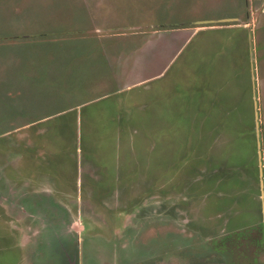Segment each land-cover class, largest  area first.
<instances>
[{"label": "rangeland", "instance_id": "obj_1", "mask_svg": "<svg viewBox=\"0 0 264 264\" xmlns=\"http://www.w3.org/2000/svg\"><path fill=\"white\" fill-rule=\"evenodd\" d=\"M186 28L156 76L150 46L121 71L134 38ZM103 35L129 43L116 68L86 42ZM262 136L264 0H0V264H77L142 197L194 204L197 228L226 230L225 263L264 264Z\"/></svg>", "mask_w": 264, "mask_h": 264}, {"label": "flooded vegetation", "instance_id": "obj_2", "mask_svg": "<svg viewBox=\"0 0 264 264\" xmlns=\"http://www.w3.org/2000/svg\"><path fill=\"white\" fill-rule=\"evenodd\" d=\"M140 199L142 202L133 203L136 207L131 205L122 212L113 241L100 240V233L78 241L77 264H227L226 230L217 236L197 228L191 214L198 209L194 204L187 207L172 202V198L151 204ZM179 200L194 202L191 197ZM148 203L149 207L154 205V213L145 206ZM88 213L98 216L92 207Z\"/></svg>", "mask_w": 264, "mask_h": 264}, {"label": "crops", "instance_id": "obj_3", "mask_svg": "<svg viewBox=\"0 0 264 264\" xmlns=\"http://www.w3.org/2000/svg\"><path fill=\"white\" fill-rule=\"evenodd\" d=\"M226 8L223 10L224 13H227ZM144 17L143 19H149L151 20L150 17H148L146 15V11L143 12ZM141 20V18H140ZM227 21L226 19H219L218 22L219 23H223ZM233 21V20H232ZM215 21H207L206 23H213ZM159 25V23H158ZM165 25V24H162ZM161 26V25H160ZM191 31L186 29H180V30H175V31H169V32H160V35H158L156 38L154 39H150V41L148 42L147 40H143L141 43V39L140 36L139 38H134V43L135 45L137 44H141L139 49L137 51H135L132 56L129 58H125L124 60H122L120 66H121V71L127 70L130 74H132V72H134V66L137 65V61L139 59V56L141 54L144 53L145 50H147L148 46H150L152 48L153 54L155 56V61L151 62L150 65H147L149 67V71L148 69H146L145 74L149 77V76H156L157 71L159 69H161L163 67V51L164 49L173 50V47H180L181 45H185L188 44L192 39H193V34H189ZM105 36L104 38H99V40H92L91 41H86L89 44V47L91 48L92 44L93 45H98L99 46V51H98V55L101 56L100 60L102 59L103 62H107V65L110 64L111 67L116 68V54L118 51L120 50H124L126 51L127 48V44H129L126 39H116L115 36H110V35H103ZM167 36V37H165ZM85 41V40H84ZM121 41H125V42H121ZM96 47V46H95ZM89 55L91 52H88ZM85 54V53H84ZM80 56V54L75 53L72 56H69V62L75 61L78 57ZM61 58H63V60H60ZM64 59L66 60V57L64 58L63 56H61L60 58H56L55 59V64L57 65V67L55 68V72H56V76H61L63 74V72L66 70V65L64 63ZM68 62V63H69ZM252 65V64H251ZM128 73V75H130ZM53 74V73H52ZM256 72L254 73V75L252 74V88H253V93H257V91H259V85L257 84V76H255ZM257 94L256 97L257 98ZM257 104H258V114H259V119H260V110H259V106H260V100H258V98L256 99ZM49 118H54L51 116H48ZM261 120H259L260 123ZM262 125V122H261ZM263 144V136L261 137V147ZM262 161H263V169H264V151H262ZM80 200V198H79ZM82 201V200H81ZM57 233H60L61 236H57ZM56 233V237L62 239L63 241V233L58 232ZM78 251H80V249L78 248Z\"/></svg>", "mask_w": 264, "mask_h": 264}, {"label": "water", "instance_id": "obj_4", "mask_svg": "<svg viewBox=\"0 0 264 264\" xmlns=\"http://www.w3.org/2000/svg\"><path fill=\"white\" fill-rule=\"evenodd\" d=\"M255 109H258L257 101H255ZM256 120H257L258 125L260 126L258 110L256 111ZM258 149H259L258 150V158H259L260 185H261V188L264 190V169H263L262 150H261V141L260 140L258 141ZM263 195H264V192H263ZM263 218H264V214H263Z\"/></svg>", "mask_w": 264, "mask_h": 264}, {"label": "trees", "instance_id": "obj_5", "mask_svg": "<svg viewBox=\"0 0 264 264\" xmlns=\"http://www.w3.org/2000/svg\"><path fill=\"white\" fill-rule=\"evenodd\" d=\"M199 139H200L199 141L201 142V144L203 145V147H205L204 150L207 151V148H206V147H209V145H208L207 142L204 140L205 138H204V139L199 138ZM205 143H206V144H205Z\"/></svg>", "mask_w": 264, "mask_h": 264}]
</instances>
